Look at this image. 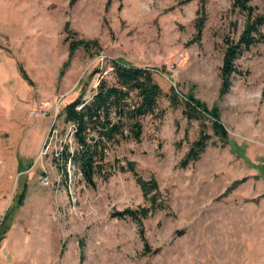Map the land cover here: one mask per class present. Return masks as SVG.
<instances>
[{
    "label": "rangeland",
    "instance_id": "1",
    "mask_svg": "<svg viewBox=\"0 0 264 264\" xmlns=\"http://www.w3.org/2000/svg\"><path fill=\"white\" fill-rule=\"evenodd\" d=\"M232 1L0 0V264H264V47L242 52L220 94L223 39L235 41L244 22ZM249 5L264 13V0ZM66 36L96 44L67 61ZM111 60L148 69L165 95L174 87L216 109L226 137L205 116L186 119L181 97L163 98L137 142L107 152L108 178L87 186L70 164L64 177L51 158L71 144L58 114L99 77L112 83ZM40 107L46 116H32ZM200 134L204 150L181 165ZM127 161L160 192L141 227L111 215L147 204L117 168Z\"/></svg>",
    "mask_w": 264,
    "mask_h": 264
},
{
    "label": "trees",
    "instance_id": "2",
    "mask_svg": "<svg viewBox=\"0 0 264 264\" xmlns=\"http://www.w3.org/2000/svg\"><path fill=\"white\" fill-rule=\"evenodd\" d=\"M75 0H69V6ZM205 0H199L203 3ZM250 0H233L232 8L237 9L244 16V22L237 39H223L224 51L220 68V94H225L229 89L230 78L239 75L235 61L242 54L256 45L264 47V13H255L254 8L249 5ZM68 25H64L67 30ZM67 43V61L78 48L87 49L94 41L70 40L69 36L64 38ZM67 63L63 65L66 66ZM110 71L112 83H108L99 77L97 84L87 98L81 93L72 101L68 102L58 116L62 118L64 125L71 126L68 138L71 144L64 143L61 146L60 159L61 169L65 177V165L68 161L74 173L87 186H94V178H108L114 170L113 164L106 160V155L113 146L120 141L133 140L137 142L142 132V122L146 117L162 115L159 103L166 98L171 106H175L178 97L183 99V114L188 120L204 119L211 120V129L215 135L221 138L226 133L218 121L216 109L207 110L206 107L190 95L182 96L175 91L174 87L169 89L165 95L159 85L154 81L153 75L146 68L132 66L119 60H111ZM163 75L162 69H155ZM97 70H91L89 78L97 74ZM207 138L200 134L193 140L181 165L196 161L206 146ZM53 161H55L53 159ZM55 163V162H54ZM58 167V164H56ZM125 167L117 166L118 170H128L132 173L135 183L138 185L144 201L147 203L136 208H125L115 211L111 215L116 218H128L139 227L148 213L154 212L161 204L157 202L160 192L153 178L142 179L133 171V163L125 162ZM240 180L234 181L229 187L236 186ZM24 187V186H23ZM23 190L18 194L16 203L20 204ZM4 231H0V238Z\"/></svg>",
    "mask_w": 264,
    "mask_h": 264
},
{
    "label": "built area",
    "instance_id": "3",
    "mask_svg": "<svg viewBox=\"0 0 264 264\" xmlns=\"http://www.w3.org/2000/svg\"><path fill=\"white\" fill-rule=\"evenodd\" d=\"M107 70L108 71H110V68L108 67L107 68ZM105 74L107 73V71H105L104 72ZM97 84V83H96ZM31 113V115L32 116H34V117H37V116H39V117H44V116H46V113H45V109L44 108H38L36 111H34V112H30ZM69 134H70V131H71V126H69ZM69 141V143L71 142V140L69 139L68 140ZM47 148H48V144L46 143V139L43 141V144H42V147H41V149H40V151H39V155H45L46 154V150H47ZM60 151H61V146L58 148V149H54V150H52L51 151V158H52V160L54 159L55 161V166H56V168H58L59 170H60V172L62 173L63 172V170L61 169V165H60V163H61V159H60ZM56 164H58V167H57V165ZM67 166H69V162L67 161L66 162V165H65V170L67 171ZM63 174V173H62ZM40 183L42 184V185H48V179H47V177H42L41 179H40Z\"/></svg>",
    "mask_w": 264,
    "mask_h": 264
}]
</instances>
